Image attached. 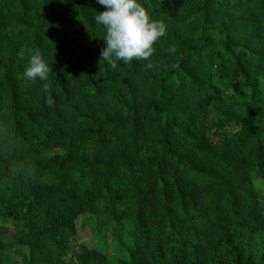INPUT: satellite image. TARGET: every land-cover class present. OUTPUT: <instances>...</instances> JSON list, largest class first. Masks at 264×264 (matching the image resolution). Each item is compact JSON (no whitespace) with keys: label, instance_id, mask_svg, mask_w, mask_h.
<instances>
[{"label":"trees","instance_id":"16d2710c","mask_svg":"<svg viewBox=\"0 0 264 264\" xmlns=\"http://www.w3.org/2000/svg\"><path fill=\"white\" fill-rule=\"evenodd\" d=\"M139 2L150 69L96 0H0V264H264V0Z\"/></svg>","mask_w":264,"mask_h":264},{"label":"clouds","instance_id":"9594fccd","mask_svg":"<svg viewBox=\"0 0 264 264\" xmlns=\"http://www.w3.org/2000/svg\"><path fill=\"white\" fill-rule=\"evenodd\" d=\"M103 6L94 21L104 30L100 58L111 67L117 62L129 64L133 60L145 61L152 68L153 45L165 35L166 25L152 19L139 0H96ZM52 69L39 50H33L24 67L23 76L29 81H47ZM47 87V85H45Z\"/></svg>","mask_w":264,"mask_h":264},{"label":"rangeland","instance_id":"374dc122","mask_svg":"<svg viewBox=\"0 0 264 264\" xmlns=\"http://www.w3.org/2000/svg\"><path fill=\"white\" fill-rule=\"evenodd\" d=\"M85 217H81L80 219H78L77 221V226H81L83 224V222H85ZM86 228H90L89 223L86 225ZM100 236L103 235V232L100 231ZM93 238V235H89L88 233H84V232H80L77 234V246L72 248V251L74 252H78L80 247L84 244H89L91 243V239ZM126 255V252L123 253V255H109V260L113 263V264H117L119 262L120 259H122L124 256ZM8 257L10 259L11 262H13L14 260H20L19 256H14L13 254H8ZM70 264H80L77 259L73 256H71L70 259Z\"/></svg>","mask_w":264,"mask_h":264}]
</instances>
